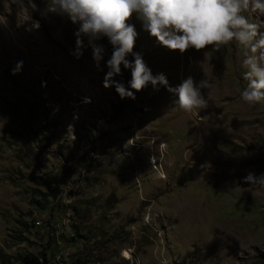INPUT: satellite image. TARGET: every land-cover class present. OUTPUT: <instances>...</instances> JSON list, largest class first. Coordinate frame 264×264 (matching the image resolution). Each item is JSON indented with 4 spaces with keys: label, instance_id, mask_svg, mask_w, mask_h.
<instances>
[{
    "label": "rangeland",
    "instance_id": "1",
    "mask_svg": "<svg viewBox=\"0 0 264 264\" xmlns=\"http://www.w3.org/2000/svg\"><path fill=\"white\" fill-rule=\"evenodd\" d=\"M51 7L0 0V256L264 264V188L243 182L264 173V102L241 99L242 46L169 50L133 14L134 52L153 75L172 88L189 76L213 82L208 108L188 113L163 86L133 90L134 100L104 88L107 68H95L90 48L80 59L70 54L77 26ZM98 43L106 61L112 46L106 37ZM116 79L128 87L130 70ZM34 190L53 192L52 217L31 204L41 200Z\"/></svg>",
    "mask_w": 264,
    "mask_h": 264
},
{
    "label": "clouds",
    "instance_id": "2",
    "mask_svg": "<svg viewBox=\"0 0 264 264\" xmlns=\"http://www.w3.org/2000/svg\"><path fill=\"white\" fill-rule=\"evenodd\" d=\"M248 11L264 17V0H52L50 14L67 18L77 26L75 46L70 54L80 59L90 48L95 68L101 72L107 68L102 81L104 88H115L121 99L134 100L133 90L139 92L149 85L158 90L163 86L178 97L175 103L182 110L192 113L208 108L204 90H210L213 82L209 79L197 82L189 76L172 88L164 74L153 75L143 57L134 52L139 34L130 23L133 14L142 22L143 29L169 50L183 53L189 48L201 50L208 46L219 51L231 43L242 46V65L246 69L243 79L248 83L241 99L254 106L264 102V31L261 30L264 20L250 21L245 14ZM33 26L39 28V21ZM105 37L112 46L106 61L105 46L98 43ZM22 68L23 61H19L12 74ZM125 70L131 73L128 87L116 79ZM90 102L89 97L84 98V103ZM243 182L250 188H264V173L257 176L249 172Z\"/></svg>",
    "mask_w": 264,
    "mask_h": 264
},
{
    "label": "trees",
    "instance_id": "3",
    "mask_svg": "<svg viewBox=\"0 0 264 264\" xmlns=\"http://www.w3.org/2000/svg\"><path fill=\"white\" fill-rule=\"evenodd\" d=\"M36 182L39 185L43 184L41 180H36ZM33 194L40 196L41 200H36L34 198H31V204L40 210H45L46 208H48L50 211V217H52L54 209L57 207V204L53 200L55 199V195L53 194V192L50 191L48 194H44V193H41L40 191L34 190ZM77 235L81 236L80 234H78V232H77ZM77 261H80V259H78ZM0 264H49V262L46 259L45 254H41V257H37L31 254H26L22 256L17 261V263L11 262L10 260L4 259L0 256Z\"/></svg>",
    "mask_w": 264,
    "mask_h": 264
},
{
    "label": "built area",
    "instance_id": "4",
    "mask_svg": "<svg viewBox=\"0 0 264 264\" xmlns=\"http://www.w3.org/2000/svg\"><path fill=\"white\" fill-rule=\"evenodd\" d=\"M40 222V224H41V221H39ZM37 225L39 224L38 222L36 223Z\"/></svg>",
    "mask_w": 264,
    "mask_h": 264
}]
</instances>
